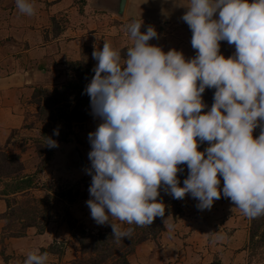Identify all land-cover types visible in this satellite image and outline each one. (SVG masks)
<instances>
[{
	"label": "clouds",
	"instance_id": "obj_1",
	"mask_svg": "<svg viewBox=\"0 0 264 264\" xmlns=\"http://www.w3.org/2000/svg\"><path fill=\"white\" fill-rule=\"evenodd\" d=\"M15 3L34 14L29 0ZM177 6L188 9L182 20L193 33L194 58L149 44L158 34L152 26L141 32L142 20L128 26L134 45L126 59L107 41L92 52L97 64L85 92L102 123L88 134L86 204L98 225H111L117 241L134 229H121L116 220L150 226L164 217L165 204L157 200L162 186L173 199L190 194L199 210L223 195L248 218L264 216V0H179ZM222 40L235 46L233 56L220 54ZM206 87L216 91L202 114ZM197 137L210 142L203 152ZM46 144L58 146L50 137ZM180 165L189 170L182 187ZM46 260L47 253L33 252L24 264Z\"/></svg>",
	"mask_w": 264,
	"mask_h": 264
},
{
	"label": "rangeland",
	"instance_id": "obj_2",
	"mask_svg": "<svg viewBox=\"0 0 264 264\" xmlns=\"http://www.w3.org/2000/svg\"><path fill=\"white\" fill-rule=\"evenodd\" d=\"M55 1L58 0H29L34 5V14L29 16L18 10L15 0H0V44L3 39L12 40L14 38L12 34L10 35V29L11 21L15 18L22 20L23 32H35L38 29L44 31L41 32L40 39L46 34L48 36L55 32L59 34L61 26H65L62 29L63 35L57 34V36L64 38L65 43L71 48L73 45L79 46L77 57L60 60V66L55 67L59 69V75L50 79L52 83H48V86H36L45 82H40L41 80L31 82L34 84L32 88H26L24 95H21L24 114L22 124L11 128L8 132H0V151L12 155V164L18 162L21 164L19 174L31 178L29 188L9 192L6 189L12 177L0 171V264H24V258L28 256H19L21 245L17 243L27 235L38 233V227L45 221L47 223L44 230L48 222L52 220L51 234L55 240L59 241L55 248L61 251L66 250V253L59 258L55 254L47 255L48 264H65L69 259L85 255L79 252L80 245L77 237L81 227L92 232L112 229L110 224L98 225L92 219L90 209L86 204L90 198L89 187L92 179L87 173V169L91 166L88 159V153L91 151L88 134L94 132L102 120L93 115L92 108L87 111L83 104H77V96L74 92L78 91L74 85L78 83V79L73 66L78 63V60H88L92 70L86 74L88 80L85 85L87 86L95 75L94 67L97 64V61L92 58V52L94 49L101 50L105 41L114 50L120 51L122 58L126 59L127 49L134 45V40L128 31V23L134 21L128 20V17L133 14V10L129 9L132 5H126V0H64L60 4L56 2L51 6ZM81 13L85 16L83 17ZM91 15L94 17L91 18ZM136 16L141 18L140 15ZM77 23H82L83 30H79ZM149 26L154 27L158 34L157 38L148 42L149 44L160 47L165 53L170 49L182 52L186 60L196 56L197 51L193 50L192 45L189 44V37L179 32L174 34L173 25L164 28L158 21H153L147 25L142 24L141 32H145ZM81 31L84 34V41H77L78 44L75 45L74 39ZM47 38L43 37L48 41ZM7 49L0 50V60L12 55L10 58L15 61V67L19 68L26 60L25 57L19 58L20 53H9ZM86 63L83 62L82 67ZM27 69L23 73L24 76L29 77ZM5 70L10 74L14 72V69L9 67ZM50 77L49 75L48 78ZM199 83L197 81V86ZM55 87L64 88L62 99L65 100L45 104V98L51 96L52 93L46 96L41 91L43 89L52 90ZM208 91L209 88L206 87L201 96L202 103L205 105L202 114L209 110L205 104L210 97ZM36 97H42V99L36 101ZM42 106L45 107L44 110L41 109ZM81 115L86 116L81 118ZM258 129L261 127L257 126L253 129L254 138L258 137ZM54 130H58L59 134L55 135ZM47 137L56 141L58 146L48 147ZM70 137L74 141H71ZM74 142L78 144L86 159L87 169L85 170H67L63 167L62 150L65 152ZM1 166L7 168L8 163L1 161ZM223 183V178L220 177L221 189ZM215 203L217 205L214 208L212 206L210 209L199 210L196 206L197 200L190 194H186L184 199H180L181 210L176 216L172 213L164 214V216L169 215L177 220L173 227L180 237L178 243L184 245L187 240H191L189 237L193 234L198 236L195 241L197 247L191 252L195 253L196 257L187 264H264V218H262L264 216L255 218L256 222L253 223V219L248 218L238 207H235L230 198L223 196L220 201H214L213 205ZM8 214L9 218L6 221L5 216ZM206 215L210 218L207 226L203 223ZM185 217L187 223L197 218L198 224L190 227L186 224V229L184 223L180 224ZM202 217L204 220L200 219ZM31 220L35 224L26 227V223ZM115 222L121 229H126L128 226L126 222L119 220ZM13 231H21V235H12ZM252 232L255 234L252 235ZM244 237V245L239 248L229 246L230 249L226 252L225 244L229 238L237 242L238 239ZM139 245L131 254H136L140 250V247L137 248ZM31 246L34 245L24 246L29 254ZM152 247L154 249H151L150 254L156 250L155 246ZM167 247L169 251L172 250L170 244ZM145 250L148 251V249Z\"/></svg>",
	"mask_w": 264,
	"mask_h": 264
},
{
	"label": "crops",
	"instance_id": "obj_3",
	"mask_svg": "<svg viewBox=\"0 0 264 264\" xmlns=\"http://www.w3.org/2000/svg\"><path fill=\"white\" fill-rule=\"evenodd\" d=\"M62 1L64 2V0L55 1L51 4V6L55 5L54 3L56 2H59L60 4L62 3ZM187 2L188 0H184V3ZM178 3L179 0H126V5H132L129 7V9L131 8L133 10V14L128 17V20H142L143 25H147L149 24V22L158 21L161 27L164 28L173 25L174 34L175 32H179L183 36H188L190 39L189 44H191L193 33L189 26L182 20V16L188 9L187 7L177 6ZM218 11L219 10H217V13L214 14V18H218ZM81 15H83V17L85 16L82 13ZM136 15H140L141 18H137ZM93 17L94 15H91V18ZM97 20L99 22V18ZM11 22L12 26L10 29V35L12 34L14 38L12 40L3 39L1 41L2 44H0V50L4 51L7 49V47H9L7 49L10 51L9 53H20L19 58H21V56H24L26 60L22 62L23 64H21L19 68L15 67V61L10 58V56L12 55L5 56L0 60V132H8L11 128L18 127L22 124L24 114L21 95H24L23 93L26 88H32L34 84H32L31 82L34 80L37 82L41 80L40 82L45 83L37 84L36 86H48V83L51 82L50 79H52L54 76L57 77L59 75V69H56L55 67L58 68V66H60V60L75 58L78 56L79 52L78 45V47L73 45V47L71 48V46L65 43L64 38H60L57 36L58 32H55V34L53 33L51 36H48L47 34L44 35L46 36V38H50V40L49 38H47L48 41H46L43 39L44 36L42 37V39L39 38L41 37V32H44L41 29H38L35 32H23L22 30L24 27L21 19L14 18V21ZM127 23L128 21L126 22V24ZM77 24H79V30H83L84 26L82 25V23ZM128 24L130 25L131 23ZM64 27L65 26H61L62 29ZM62 29L59 31V34H62ZM83 36L84 34L82 31L80 32V34L77 33L76 38L74 39V44H78L77 41L80 40L84 41ZM53 37L55 38L53 39ZM219 44L220 54L225 56V58L233 56V54L235 53L233 52V48H235L234 45H229L226 40L220 41ZM56 60L58 62H56ZM6 67H9L12 70L14 69V72L11 74L6 72ZM25 69L29 70V77L24 76L23 72L25 71ZM31 69H33L32 72ZM48 74L51 76L50 78H48ZM222 198L223 195H221V198L216 201H220ZM216 205L217 204L215 203L213 205V208ZM186 217L180 223H184L186 229L187 225L190 227L193 226V224L194 226L198 224L197 218H193L191 220L192 222L187 223ZM200 219L204 220L203 217ZM209 221L210 218L206 215L203 222L205 226L208 225ZM51 222L52 220L48 222L46 230L27 235L22 239L21 242L17 243L18 245H21L19 246V249L21 250L19 256L22 255L23 257H25L29 255V253L26 252V248L24 247L26 245H47L51 240L54 239L51 234V229L53 227ZM163 222L165 223V230L161 235V242L159 243V245L155 244L151 240H148L149 242H143L137 247H140V250L137 251L136 254H131L128 256L131 264H187L188 261H191L196 257V254L191 252L197 247L195 244V241L198 237L197 234H193V236L189 237L191 240H187L186 243L182 245L178 243L180 237L173 227L177 222L176 218L165 215L163 217ZM199 234L203 233L199 232ZM146 244H148V246H146ZM169 244L172 246V250L170 251L167 247ZM244 244L245 237L242 239H238L237 242H234V240H231L229 238L227 240V243L225 244L227 248L226 252L229 251V246L239 248ZM152 246H155L156 250H153L154 253L150 254L151 249H154V247ZM145 249H148V251H146ZM65 253L66 250L63 251V255ZM45 264H48L47 260Z\"/></svg>",
	"mask_w": 264,
	"mask_h": 264
},
{
	"label": "trees",
	"instance_id": "obj_4",
	"mask_svg": "<svg viewBox=\"0 0 264 264\" xmlns=\"http://www.w3.org/2000/svg\"><path fill=\"white\" fill-rule=\"evenodd\" d=\"M83 62H87L83 67ZM74 73L77 76L78 83L74 85V87L77 88L78 92L76 93L77 96V104L84 105L86 107V110L88 111L91 108L90 103V97L85 92V83L88 80L87 73L91 72L92 67L87 61H84V59L78 60V63L73 66ZM64 88L62 87H55L52 90L49 89H43L41 91L42 94L48 95L50 93L51 96H47L45 98V104L46 102L55 103L57 101H63L65 99H62V93L64 92ZM66 98V97H64ZM41 98L36 97V101H40ZM209 98L207 99V103H209ZM42 110L45 109L44 106L41 108ZM89 114V112H88ZM86 115H81V118L85 117ZM260 135L261 129H258ZM66 135V133H65ZM65 137V136H64ZM210 142L204 141L200 142L199 138L197 137V145H198V151L203 152L208 146ZM206 158V157H205ZM12 155L5 154L2 151H0V160L3 162L8 163L7 168H3L1 166L0 161V171L4 173L6 176H11L12 180L8 183V188L6 190H9V192L14 191H20L23 189H27L31 186V178L27 176H22L19 174V170L21 169V164L15 163L12 164ZM14 162V161H13ZM180 168H182V171H178L177 177L179 179V186H183V181L188 176V168L187 165H180ZM0 172V174H1ZM14 174V175H12ZM219 175V174H218ZM8 193V192H7ZM157 200H163L165 204V213H172L173 216H176L178 212L181 210L180 206V199H173L171 195L167 194L163 186L159 190V196L157 197ZM3 213V212H2ZM33 217V216H32ZM31 217V218H32ZM6 221L9 218V214L5 216ZM264 218V217H262ZM34 220V217L32 218ZM28 221L26 223V227L30 225H34V221ZM253 223L256 222L255 219L252 220ZM47 221L43 223V225L38 227V232H42L45 228ZM132 227L134 229L133 234L131 238L125 237L120 241H117L112 236V229H107L103 231L98 232H92V231H86L84 227H81L78 234L79 236V252L83 255V257L79 258H73L69 259L65 262V264H131L130 260L128 258L129 254L133 253L135 250V247L139 245L142 242L151 240L155 244L160 243V237L161 233L165 230V224L163 222V219L161 217H156L153 221V223L150 226H127L126 228ZM12 235H21V231H13L11 233ZM23 230V235H24ZM252 235L255 234V232L251 233ZM59 242L57 239L51 240L47 245H37V246H31L30 252H36L37 254L47 253V255H53L55 254L58 258L63 256V251L57 250L55 248L56 243ZM28 256V255H27ZM27 259V257L24 258V261Z\"/></svg>",
	"mask_w": 264,
	"mask_h": 264
},
{
	"label": "water",
	"instance_id": "obj_5",
	"mask_svg": "<svg viewBox=\"0 0 264 264\" xmlns=\"http://www.w3.org/2000/svg\"><path fill=\"white\" fill-rule=\"evenodd\" d=\"M116 11V10H115ZM119 12V11H118ZM216 89L215 88H209V103L207 104L208 109L210 110L212 104L214 103V94ZM71 141H74L73 138H71ZM62 156H63V167L67 170H85L87 169V162L84 157V154L82 150L79 148L78 144L75 142L72 143L70 147L64 152L62 150Z\"/></svg>",
	"mask_w": 264,
	"mask_h": 264
}]
</instances>
